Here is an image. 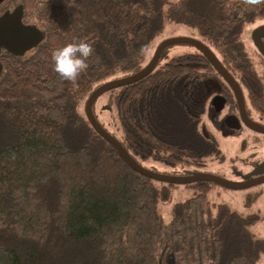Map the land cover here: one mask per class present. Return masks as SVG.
<instances>
[{
	"label": "trees",
	"instance_id": "trees-1",
	"mask_svg": "<svg viewBox=\"0 0 264 264\" xmlns=\"http://www.w3.org/2000/svg\"><path fill=\"white\" fill-rule=\"evenodd\" d=\"M19 6L42 41L8 55L0 75V264H260L264 239L250 230L259 216L209 203L212 186L201 182L184 185L195 195L165 223L158 202L176 186L130 169L78 108L109 79L142 70L166 24L195 30L226 70L257 80L241 37L264 18V3L4 0L0 14ZM77 40L94 52L71 83L53 71L51 53ZM217 76L196 52L107 92L132 159L190 168L219 157L203 122Z\"/></svg>",
	"mask_w": 264,
	"mask_h": 264
},
{
	"label": "rangeland",
	"instance_id": "rangeland-1",
	"mask_svg": "<svg viewBox=\"0 0 264 264\" xmlns=\"http://www.w3.org/2000/svg\"><path fill=\"white\" fill-rule=\"evenodd\" d=\"M180 38L197 40L198 35L196 31L191 28L182 25L166 24L163 31L150 43L148 53L142 63L143 68L148 65L161 43ZM196 52L198 51L194 47L187 44L170 46L158 61L156 69L175 57L185 54H194ZM113 80H116V78H111L106 83ZM110 97L111 94L107 92L100 96L93 106V112L103 129L119 142L122 141L123 137L118 126L115 110L107 106ZM78 111L81 115L86 117L84 102L80 103ZM250 116L257 118L254 112H251ZM204 123L207 129L210 130L218 140L221 156L223 157L222 160L210 157L204 161L202 167L191 166L190 168H173L160 162L145 160L141 162L142 167L164 176L184 177L207 174L238 183L243 181V175L249 170V164H257L259 161L264 160V135L255 136L242 126L241 130L238 131L236 135L226 136L223 134V128L221 126L214 128L206 122V119ZM155 185L159 187V184L156 183ZM257 194L260 195L257 196ZM194 195L195 189L192 187L177 185L171 188L169 199L167 201H159L157 206L158 212L164 222L169 223L171 221L172 208L174 205L185 202L194 197ZM206 199L211 204L227 205L231 210L244 216H259V220L250 226V230L257 237L264 239V184L259 187L254 186L242 190H231L216 185L208 192ZM259 263L264 264V255L261 257Z\"/></svg>",
	"mask_w": 264,
	"mask_h": 264
},
{
	"label": "water",
	"instance_id": "water-1",
	"mask_svg": "<svg viewBox=\"0 0 264 264\" xmlns=\"http://www.w3.org/2000/svg\"><path fill=\"white\" fill-rule=\"evenodd\" d=\"M4 0H0V4ZM244 3H250V0H240ZM22 7H17L12 12H5L0 16V49H3L6 53L11 54L15 57H23L24 54L34 48H36L39 43L42 41L41 32L35 27L30 25H24L22 23ZM264 31V27L258 29L256 33ZM255 33V34H256ZM177 44H187L194 47L201 55H203L214 68V70L228 83L236 95V100L239 105V110L241 118L243 119L244 124L250 130L255 131L260 134H264V126L255 123L247 118L244 101L242 94L233 80V78L228 74L225 68L222 66L218 58L212 52V50L206 46L204 43L198 40L192 39H174L161 43L153 58L150 60L148 65L140 70L137 73L130 74L125 77L117 78L109 83L102 84L96 88L91 95L86 99L85 102V114L88 122L94 128V130L100 135L110 146H112L119 157L126 163V165L132 169L134 172L139 175L148 178L152 181L164 183L168 185H188L197 182H207L217 186H221L226 189L231 190H242L257 186L264 183V176L259 180L249 181L247 178H244L242 182L234 183L222 178L212 176V175H195V176H184V177H175V176H164L157 174L151 170H147L137 163L128 152L122 147L120 142H118L112 135L106 132L103 127L99 124L95 118L93 112V106L96 100L102 96L104 93L111 90L121 88L124 86H129L135 84L136 82L142 80L144 77L149 75L156 67L158 60L163 52V50L169 46ZM260 49V52L264 56V51ZM1 71V68H0ZM225 100L221 97H214L211 101V105L214 107L216 112H219L224 106ZM225 125L230 129H239L237 121L234 117H229L225 121ZM165 264H174V260H169L166 258Z\"/></svg>",
	"mask_w": 264,
	"mask_h": 264
},
{
	"label": "flooded vegetation",
	"instance_id": "flooded-vegetation-1",
	"mask_svg": "<svg viewBox=\"0 0 264 264\" xmlns=\"http://www.w3.org/2000/svg\"><path fill=\"white\" fill-rule=\"evenodd\" d=\"M3 13H1L0 16ZM262 27H264V18L256 20L250 25H248L243 31L242 37H241V40L247 52L246 65L248 67V73L251 75L254 72L256 74L257 80L248 81L247 79L249 76H247L246 74H245L244 80H242L240 78V75L237 74V72L231 71L230 69L232 68L231 65H230V68H228V70L226 69L225 70L233 78V80L237 84L242 94L247 118L255 123H258L264 126V103H260L262 100L264 101V56L262 55L259 49L261 48L264 51V31L256 33V31H258V29ZM8 55L10 54L6 53L3 49H0V68H1L0 75L2 73L3 63L6 61ZM217 75L218 76L215 77L213 80V82L216 84L215 86L212 87L214 91L212 92L211 96L208 99L210 108L208 107L207 114L204 116L203 119L204 120L206 119V122L209 123L214 128L217 126L218 127L221 126L223 128V134L226 136L236 135L238 131L241 130L242 126L248 129L255 136L264 135V134H260L255 131H252L248 127H246V125L243 122V119L241 118L239 105L236 100V95L234 91L218 73ZM217 96L225 100L224 106L219 112H216L214 107L211 105L212 99ZM233 99L235 100L236 104L233 103ZM251 112H254L257 118L250 116ZM229 117H234L236 119L239 129L237 130L230 129L225 125V121ZM217 143H218V140H217ZM211 157H214V156H211ZM214 158L218 160L223 159L222 156L214 157ZM263 176H264V160L259 161L257 164H254V163L249 164V170L247 171V173L243 175V177L247 178V180L249 181L259 180ZM197 183H201V182H197ZM202 183H207V182H202ZM193 184H196V183H193ZM207 184H210L212 186L211 189H213L214 186H216L211 183H207ZM188 185H192V184H188ZM261 185L259 184L255 187H259Z\"/></svg>",
	"mask_w": 264,
	"mask_h": 264
},
{
	"label": "clouds",
	"instance_id": "clouds-1",
	"mask_svg": "<svg viewBox=\"0 0 264 264\" xmlns=\"http://www.w3.org/2000/svg\"><path fill=\"white\" fill-rule=\"evenodd\" d=\"M250 3H264V0H250ZM93 52L92 45L83 40L68 43L51 53L53 71L61 80L75 83L80 75L87 71L89 67L87 61Z\"/></svg>",
	"mask_w": 264,
	"mask_h": 264
},
{
	"label": "bare ground",
	"instance_id": "bare-ground-1",
	"mask_svg": "<svg viewBox=\"0 0 264 264\" xmlns=\"http://www.w3.org/2000/svg\"><path fill=\"white\" fill-rule=\"evenodd\" d=\"M220 156H221V152H220ZM258 195H259V194H257V196H258ZM257 196H256V197H257Z\"/></svg>",
	"mask_w": 264,
	"mask_h": 264
}]
</instances>
